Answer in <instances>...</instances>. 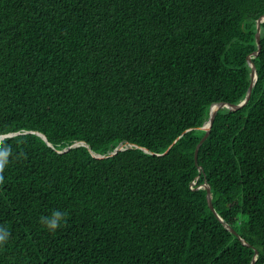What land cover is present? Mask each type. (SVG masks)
Wrapping results in <instances>:
<instances>
[{"label":"trees","instance_id":"16d2710c","mask_svg":"<svg viewBox=\"0 0 264 264\" xmlns=\"http://www.w3.org/2000/svg\"><path fill=\"white\" fill-rule=\"evenodd\" d=\"M263 14L264 0H0V136L17 134L0 139V264H251L254 250L264 264V22L249 103L222 109L197 155L250 248L194 164L210 108L245 98Z\"/></svg>","mask_w":264,"mask_h":264},{"label":"water","instance_id":"95a60500","mask_svg":"<svg viewBox=\"0 0 264 264\" xmlns=\"http://www.w3.org/2000/svg\"><path fill=\"white\" fill-rule=\"evenodd\" d=\"M264 22V14L261 15L259 17V19L256 21V31H255V35H254V40H255V44H256V47L257 49L250 53L249 55H247L246 57V62L250 68V84L248 86V89H247V92H246V95H245V98L242 102H240L239 104H228V103H219V104H215L213 105L210 110H209V116H208V120L207 122L200 128V130L204 131L205 134L203 135V137L200 139L199 143L197 144L196 148H195V151H194V164L196 165L198 171H199V176H203V184L202 186H200L199 188H203L205 191H206V195H205V199H206V203H207V206L209 208V210L213 213V215L216 217V219L222 224V226L228 231L230 232L231 234L235 235L238 240L241 242V244L243 246H246L248 248H250V246L243 240L241 239L237 233L228 225L226 224L225 222H223V220L217 215V213L215 212L214 208H213V205H212V200H211V189H210V186L209 184L207 183L206 181V178H205V174L202 170V168L198 165L197 163V155H198V150L200 148V146L206 141V139L209 137L210 135V131L212 129V126H213V123H214V120H215V117L217 116V114L222 110V109H226L230 112H236V111H239L241 110L242 108H244L248 103H249V100L251 98V94H252V89L255 85V82L257 81V72H256V67H255V64L253 63V58L257 57L260 53V50H261V46H260V24ZM17 134H8V135H4V136H0V139H4V138H7V137H11V136H15ZM45 142H47L46 138L41 135V134H38ZM180 138V137H179ZM178 138V139H179ZM177 139V140H178ZM176 142V141H175ZM174 142V143H175ZM173 143V144H174ZM82 144V143H80ZM172 144V145H173ZM48 146H50L48 144ZM77 146H79L78 143H75L73 144L72 146L68 147L67 149H65L64 151L60 152V153H66L68 152L70 149H73V148H76ZM133 146H128L127 148H124V147H120L119 149H116L111 155V156H114L115 154H117L118 152H121V151H124L128 148H131ZM170 149V148H169ZM168 149V150H169ZM167 150V152H168ZM146 151V150H144ZM96 159H104L105 157L104 156H94ZM257 254L258 252L256 250H254V255L252 257V260H251V264H255V261H256V257H257Z\"/></svg>","mask_w":264,"mask_h":264},{"label":"clouds","instance_id":"9594fccd","mask_svg":"<svg viewBox=\"0 0 264 264\" xmlns=\"http://www.w3.org/2000/svg\"><path fill=\"white\" fill-rule=\"evenodd\" d=\"M11 152L7 147L0 148V184L4 181L3 172L9 163V156ZM66 213L55 211L50 217H44L43 223L50 232H54L61 226L64 221ZM9 239V233L6 229H0V245H3Z\"/></svg>","mask_w":264,"mask_h":264}]
</instances>
